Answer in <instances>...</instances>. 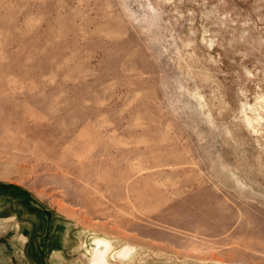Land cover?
I'll return each instance as SVG.
<instances>
[{
  "label": "rangeland",
  "instance_id": "1",
  "mask_svg": "<svg viewBox=\"0 0 264 264\" xmlns=\"http://www.w3.org/2000/svg\"><path fill=\"white\" fill-rule=\"evenodd\" d=\"M0 264H264V0H0Z\"/></svg>",
  "mask_w": 264,
  "mask_h": 264
},
{
  "label": "trees",
  "instance_id": "2",
  "mask_svg": "<svg viewBox=\"0 0 264 264\" xmlns=\"http://www.w3.org/2000/svg\"><path fill=\"white\" fill-rule=\"evenodd\" d=\"M5 187H7V186H5Z\"/></svg>",
  "mask_w": 264,
  "mask_h": 264
}]
</instances>
